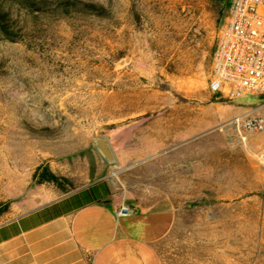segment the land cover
I'll list each match as a JSON object with an SVG mask.
<instances>
[{"label":"rangeland","instance_id":"374dc122","mask_svg":"<svg viewBox=\"0 0 264 264\" xmlns=\"http://www.w3.org/2000/svg\"><path fill=\"white\" fill-rule=\"evenodd\" d=\"M80 1L108 14L2 0L14 40L0 32V223L108 178L120 200L175 209L162 264H264V131L233 123L261 100L209 90L230 6ZM100 136L115 163L96 149ZM43 167L61 188L35 178Z\"/></svg>","mask_w":264,"mask_h":264},{"label":"crops","instance_id":"0c3cea01","mask_svg":"<svg viewBox=\"0 0 264 264\" xmlns=\"http://www.w3.org/2000/svg\"><path fill=\"white\" fill-rule=\"evenodd\" d=\"M77 191L1 222L0 264H162L173 207L120 200L108 178Z\"/></svg>","mask_w":264,"mask_h":264},{"label":"built area","instance_id":"2783aa9c","mask_svg":"<svg viewBox=\"0 0 264 264\" xmlns=\"http://www.w3.org/2000/svg\"><path fill=\"white\" fill-rule=\"evenodd\" d=\"M209 90L227 101L259 97L256 111L233 123L238 131H264V0H231L212 53ZM260 162L264 169V150ZM121 212L134 208L123 206Z\"/></svg>","mask_w":264,"mask_h":264},{"label":"trees","instance_id":"16d2710c","mask_svg":"<svg viewBox=\"0 0 264 264\" xmlns=\"http://www.w3.org/2000/svg\"><path fill=\"white\" fill-rule=\"evenodd\" d=\"M11 4H18L23 6L26 10L35 13V12H52L58 15H71L72 13H85L94 16L104 17L108 13L104 7H100L91 3H86L80 0H5ZM226 8H229L231 1L230 0H221ZM10 13L5 9L0 0V32L5 34L10 40H14L10 35L12 34L10 28ZM224 101H227L223 99ZM39 177V182H49L53 183L58 187H62L63 184L60 181V178L50 171L48 167H43L41 169L40 175L35 174V178ZM66 182L69 183L68 180ZM104 181H100L98 184H102ZM92 185L91 187H94ZM90 187V188H91ZM79 193V191H74L68 196H73L74 194Z\"/></svg>","mask_w":264,"mask_h":264},{"label":"water","instance_id":"95a60500","mask_svg":"<svg viewBox=\"0 0 264 264\" xmlns=\"http://www.w3.org/2000/svg\"><path fill=\"white\" fill-rule=\"evenodd\" d=\"M95 147L106 163H115L116 156L109 139L100 136L95 140Z\"/></svg>","mask_w":264,"mask_h":264}]
</instances>
